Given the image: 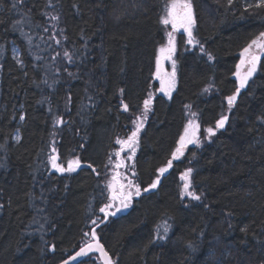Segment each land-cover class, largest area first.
I'll return each mask as SVG.
<instances>
[{
  "label": "trees",
  "instance_id": "16d2710c",
  "mask_svg": "<svg viewBox=\"0 0 264 264\" xmlns=\"http://www.w3.org/2000/svg\"><path fill=\"white\" fill-rule=\"evenodd\" d=\"M13 2L0 0V264H59L91 240L84 233L92 228L116 264H264V55L231 111L225 100L238 87L240 52L264 31V8H247L256 0H192L199 43L177 34V83L167 99L154 75L169 33L160 22L168 0H23L16 9ZM149 94L134 160L141 195L101 223L116 140L131 135ZM221 115L228 122L208 139ZM189 119L200 126L201 145H189L157 189L143 192ZM53 154L86 167L53 171ZM189 167L199 201L180 194ZM164 221L167 237L150 243Z\"/></svg>",
  "mask_w": 264,
  "mask_h": 264
},
{
  "label": "snow or ice",
  "instance_id": "6c2138e0",
  "mask_svg": "<svg viewBox=\"0 0 264 264\" xmlns=\"http://www.w3.org/2000/svg\"><path fill=\"white\" fill-rule=\"evenodd\" d=\"M22 3L23 0H14L12 5L13 9H16L17 6ZM228 3L229 5H231L233 3V0H228ZM49 6H51L50 0ZM252 7L264 8V0H256L254 4L247 5V8ZM165 11L166 14L160 19V22L163 25H171L172 32H176L180 29H183V31L187 33L188 44L199 43V41H195L193 37V29L195 27L196 19L193 10L192 0H168ZM59 19V15L51 16V20L53 21H58ZM13 27H15V25ZM44 31L47 32L48 28H44ZM172 32L168 33V43L166 46H162L159 49L160 54L156 58V75L158 78H161V62L164 60H169L172 63V72L170 74L165 73L162 78V83L166 82L167 84L166 94L169 96L171 95V90L175 88L176 83V60L173 59L174 55L176 54V43L175 37L173 36ZM60 34H63L62 29L60 30ZM50 39L55 40V43L57 45L60 44V40L56 39L55 35L50 37ZM65 39H67V37H65ZM29 43H31V38H29ZM201 51H204L203 45H201ZM260 54H264V31L260 32L259 35L256 38L252 39L251 42L248 43L247 46L244 47L240 52V62L236 65V71L234 73V75L239 81V86L235 89L232 95H228L225 97L229 111H231L232 107L236 103L237 97L239 96L241 89H244L246 86H248L249 80L257 72L258 62L260 61ZM56 55L59 56V53H57ZM207 55L209 60L213 59V56L210 53H208ZM63 57L67 60L69 64L74 62L73 54H71L67 49L64 50ZM37 59L39 60L42 58L38 56ZM52 59L55 60L56 57L54 56L52 57ZM18 62L21 64L23 63V61ZM56 71L59 72V69H56ZM64 71H67V68H65ZM68 75L73 76L74 74L69 72ZM44 83H47V80H45ZM119 91L121 94H123L124 89H120ZM161 91H165V88H161ZM204 91L207 92L208 89L206 88L204 89ZM121 104L125 112L129 111L128 104L124 103L123 100L121 101ZM151 104L152 95L149 94L148 98L145 99L143 102V111L141 115L137 116L133 121L135 128L131 132V135H129L127 139L116 140V143L121 145V150L115 153L117 158H120L121 151H124L125 149L130 152V155L127 157L128 160H131L135 155L136 148L139 144V134L143 129L144 122L147 120V115L149 111H151ZM186 107L190 108L191 105H186ZM196 115L197 114L194 112L191 113V116L193 117H195ZM20 119L23 120L24 116H21ZM228 119L229 118L227 115H221V117L215 123V128L208 127L206 129L208 139H211V137L215 136L217 130L223 129L226 123L228 122ZM56 123H63V120L59 119L56 121ZM199 128L200 126L198 123H196L195 120H188V123L184 128L183 134L179 137V140L177 141V146L175 150L171 153V159H168L164 166H161L156 169V172L158 174L147 187L143 188V192L147 193L151 190L157 189L158 185L161 183V177H163L164 174L167 173L170 168H172L174 160H179L180 157L184 155V151L189 145H196L197 147L201 145V141L198 137ZM16 139L17 141H19L20 137L17 136ZM52 151L53 153H55L56 149L53 148ZM48 160L51 164V168L61 174L75 172L81 166V161L78 157L74 159H69L67 161V166L58 163L59 157L55 154L50 155L48 157ZM122 166H125L124 159H118V162L116 163L115 167L119 169ZM87 167L92 168V165L88 164ZM131 167L133 169L132 175L135 176V165L133 164L131 165ZM92 170L95 171L94 168H92ZM193 171L194 169L189 167L181 174L180 179L183 181V185L180 194L182 198L187 196L190 197L192 200L199 201L201 199V195H198L193 190ZM121 178V174L119 172H116L107 184V189L110 190L112 194L109 197V202L105 203L104 206L99 209L101 213L105 214L103 218H98L101 220V223H103V221L107 219L109 215L115 216L117 212L127 209L130 206L133 197H138L141 195L142 189L140 184L135 183L134 180H128L127 184H124L120 182ZM117 201L118 203H116ZM0 207H2V205H0ZM112 208H115V211H110V209ZM92 224L98 226L96 220H92ZM169 228L170 225L167 221H164L162 224L157 225L155 238L153 241H150V243H153L156 240H164L167 237ZM242 231H246V229H242ZM84 236H90L91 240L84 243L83 246L79 247V250L76 251L74 255L70 256L68 259L62 260L61 264H70V261H77L78 258H87L80 259L79 264H89V261H91V264H95V261H93L92 257L90 256V254L93 252L100 253V256L103 259V264H114L112 258L109 256V253L104 249V246L97 239L95 228H92L90 233H84ZM189 247H192V245L189 244ZM49 250L55 251V245H50Z\"/></svg>",
  "mask_w": 264,
  "mask_h": 264
},
{
  "label": "rangeland",
  "instance_id": "374dc122",
  "mask_svg": "<svg viewBox=\"0 0 264 264\" xmlns=\"http://www.w3.org/2000/svg\"><path fill=\"white\" fill-rule=\"evenodd\" d=\"M166 14V11H165V13H164V15ZM166 27V29H168V32H172V27H171V25H167V26H165ZM179 33H181V34H183L185 37H186V39L188 40V36H187V33H185L184 31H183V29H180L179 31H176V32H172V34H173V36L176 38V36H177V34H179ZM167 43H168V37H167V41H166V43L163 45V46H166L167 45ZM161 48V47H160ZM258 51V50H257ZM160 53H159V50H158V54H157V56L159 55ZM263 55L264 54H260V61H261V59H262V57H263ZM13 57H14V59L18 62V61H20L19 60V57H20V55H19V51H18V49L17 48H13ZM173 59H175V55H174V57H173ZM260 61L258 62V66H257V72H258V69H259V64H260ZM240 62V54H239V61H238V63ZM19 63V62H18ZM20 65H21V63H20ZM156 71H157V66H156V69H155V75H154V79H155V81L157 82V92L158 91H160V92H162L163 93V96L165 97V98H167V99H169L170 97H171V95L173 94V92H174V90H175V88H176V83H177V67H176V83H175V88L174 89H172L171 90V95L169 96V95H167L166 94V91H167V84H166V82L165 83H162V78H163V75L165 74V73H168V74H170L171 72H172V63H171V61H169V60H164V61H162L161 62V78H158L157 77V75H156ZM257 72L254 74V76L257 74ZM253 76V77H254ZM234 77H235V79H236V81H237V85L239 86V81H238V79H237V77L234 75ZM252 77V78H253ZM251 78V79H252ZM251 79L249 80V82L251 81ZM161 88H165V91H161ZM148 116V115H147ZM17 136H19L20 137V139H21V135H20V132L19 131H17L16 133H15V135H14V141L16 142V143H18L19 141H20V139H19V141H17V139H16V137ZM127 139V138H126ZM121 150V145H119V144H117V147H116V149H115V151L113 152V154H112V158L110 159V161H109V163H108V169H107V171H106V173H105V175H104V183H105V187H106V190H107V193H108V202H109V197L111 196V191L110 190H108L107 189V184H108V182L112 179V176L114 175V173H116V172H119L120 174H121V183H124V184H127V181L128 180H134V182H135V179H134V176L132 175V172H133V169H132V167H131V165H133L134 164V160H135V158H136V156H137V153H138V150H139V144H138V146H137V148H136V152H135V155L133 156V158L131 159V160H128L127 159V157L130 155V152L127 150V149H125L124 151H121V156H120V158H117L116 157V155H115V153L117 152V151H120ZM186 150L187 149H185V151H184V154H185V152H186ZM182 157V156H181ZM180 157V158H181ZM118 159H124V161H125V166H122L121 168H119V169H117L116 167H115V165H116V163L118 162ZM174 161H177V160H174ZM173 161V162H174ZM58 163H61L59 160H58ZM62 164V163H61ZM64 166H67V164H63ZM50 167H51V164H50ZM83 167H86V165H84V164H82L81 163V166L75 171V172H77L79 169H81V168H83ZM52 169V168H51ZM171 169V168H170ZM169 169V170H170ZM53 171H55L54 169H52ZM75 172H72V173H75ZM70 174V173H69ZM166 174V173H165ZM161 180H162V177H161ZM136 183V182H135ZM117 188H118V185H117ZM134 198V197H133ZM107 202V203H108ZM116 203H118V201L116 202ZM131 205V204H130ZM129 208V207H128ZM127 208V209H128ZM127 209H124V210H122V211H125V210H127ZM110 211H115V208H112V209H110ZM121 212V211H120ZM119 212H117L116 214H118ZM102 215H105L104 213H102Z\"/></svg>",
  "mask_w": 264,
  "mask_h": 264
},
{
  "label": "water",
  "instance_id": "95a60500",
  "mask_svg": "<svg viewBox=\"0 0 264 264\" xmlns=\"http://www.w3.org/2000/svg\"><path fill=\"white\" fill-rule=\"evenodd\" d=\"M160 93H161V92H160ZM97 239H98L99 242L101 243V241H100V239H99L98 237H97ZM101 244H102V243H101ZM102 245H103V244H102ZM104 249H105V247H104ZM78 250H79V249H78ZM78 250H77V251H78ZM105 250H106V249H105ZM74 254H75V252H74L72 255H74ZM72 255H71V256H72ZM91 255H95V256H97V258L99 259L100 263L103 264V259H102V257L100 256V253H99V252H93V253L90 254V256H91ZM109 256L111 257L110 254H109ZM69 257H70V256H69ZM69 257H68V258H69ZM68 258H66V259H68ZM111 258H112V257H111ZM80 259H86V258H78L77 261H70V264H79V260H80ZM112 260H113V259H112ZM113 262H114V264H116L114 260H113ZM59 264H61V263H59Z\"/></svg>",
  "mask_w": 264,
  "mask_h": 264
}]
</instances>
